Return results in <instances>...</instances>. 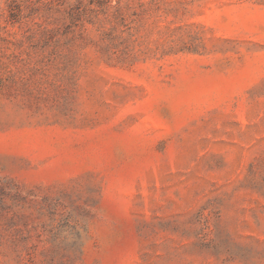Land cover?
Wrapping results in <instances>:
<instances>
[{
  "label": "rangeland",
  "instance_id": "obj_1",
  "mask_svg": "<svg viewBox=\"0 0 264 264\" xmlns=\"http://www.w3.org/2000/svg\"><path fill=\"white\" fill-rule=\"evenodd\" d=\"M0 180V264H264V0H0Z\"/></svg>",
  "mask_w": 264,
  "mask_h": 264
},
{
  "label": "trees",
  "instance_id": "obj_2",
  "mask_svg": "<svg viewBox=\"0 0 264 264\" xmlns=\"http://www.w3.org/2000/svg\"><path fill=\"white\" fill-rule=\"evenodd\" d=\"M16 9V10H15ZM6 20L9 22H20L22 15H21V8L17 6L8 5V13L6 14ZM45 41H49V37H46ZM0 191H5L4 182L0 180Z\"/></svg>",
  "mask_w": 264,
  "mask_h": 264
}]
</instances>
